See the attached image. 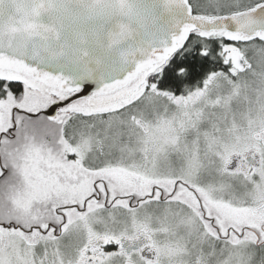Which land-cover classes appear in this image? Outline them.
<instances>
[{"label": "snow or ice", "instance_id": "obj_1", "mask_svg": "<svg viewBox=\"0 0 264 264\" xmlns=\"http://www.w3.org/2000/svg\"><path fill=\"white\" fill-rule=\"evenodd\" d=\"M0 264H264V0H0Z\"/></svg>", "mask_w": 264, "mask_h": 264}]
</instances>
